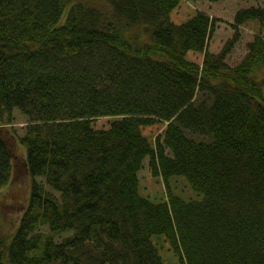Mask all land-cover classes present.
<instances>
[{"label":"trees","instance_id":"obj_1","mask_svg":"<svg viewBox=\"0 0 264 264\" xmlns=\"http://www.w3.org/2000/svg\"><path fill=\"white\" fill-rule=\"evenodd\" d=\"M180 2L0 0V188L30 178L9 231L0 211V264H164L165 244L180 264H264V29L227 61L264 7L212 53L216 19L175 23ZM145 158L161 201L139 191Z\"/></svg>","mask_w":264,"mask_h":264},{"label":"rangeland","instance_id":"obj_2","mask_svg":"<svg viewBox=\"0 0 264 264\" xmlns=\"http://www.w3.org/2000/svg\"><path fill=\"white\" fill-rule=\"evenodd\" d=\"M250 6L264 7V0H219L217 2H211L209 0H181L180 4L173 10L171 18L175 23H181L197 10L203 11L210 17L215 18L213 34L208 40L207 48L208 51L216 53L222 48L225 41L232 38L234 34L235 29L232 23L235 12L241 8ZM262 29L264 27L262 28L258 21H248L238 27L239 39L227 56L229 64L235 65L241 61L247 52V42L253 39L255 34L260 33ZM187 57L200 63L203 55L202 53H188ZM107 122V118H98L95 120L94 126L96 128H107ZM26 124V119L18 111H15L14 120L5 126L14 129L18 135H22ZM138 177L140 180L139 191L141 195L148 197L152 201H161L163 195L161 191L164 186H162L163 184L158 178L151 176L148 158L144 159ZM172 183L177 189L186 188L184 186L185 182L182 179L173 180ZM29 185L30 178L19 171L15 172V175L8 184L0 188V211L3 215V232L9 231L13 224L18 221L21 206L25 204L29 195ZM193 194L194 198L181 197L185 200L196 199V194L194 192ZM158 251L164 264H180L178 257L169 249L168 245L165 244V247L159 245Z\"/></svg>","mask_w":264,"mask_h":264},{"label":"bare ground","instance_id":"obj_3","mask_svg":"<svg viewBox=\"0 0 264 264\" xmlns=\"http://www.w3.org/2000/svg\"><path fill=\"white\" fill-rule=\"evenodd\" d=\"M101 2V1H100Z\"/></svg>","mask_w":264,"mask_h":264}]
</instances>
